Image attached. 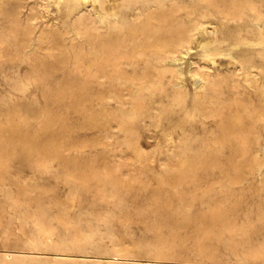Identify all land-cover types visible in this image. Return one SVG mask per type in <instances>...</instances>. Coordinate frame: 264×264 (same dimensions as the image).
Masks as SVG:
<instances>
[{"label": "rangeland", "instance_id": "obj_1", "mask_svg": "<svg viewBox=\"0 0 264 264\" xmlns=\"http://www.w3.org/2000/svg\"><path fill=\"white\" fill-rule=\"evenodd\" d=\"M56 1L57 0H54V1L53 0H44V4L46 5V7L44 9V13L47 14V19H49L48 22H50V23L56 22L61 29H63L64 24H68V26L66 28L68 31L66 33H63L62 36L64 38L65 43L68 46L66 48V51H65V55H67L65 58L68 57L67 59H69V60H67L68 62L66 61L65 58L62 60L63 61L62 62L63 68L61 66H59V65H61L60 59H58V57L56 55H50L48 53L47 49L45 48V45L38 41V39H37V35L39 34L38 29H34L29 43L22 48L14 46L12 43H10L9 38L7 37V46L9 47L8 51L10 53V56L7 59L4 58V60L0 61V123H1L0 126H2V128H5L7 126V122L11 121L13 123V126L17 125L19 128H21L22 134L24 137L23 138L24 142H30L31 147L33 148V150H32L33 152L30 155L29 160H27L25 162H21L19 156H11V155L3 156V162L5 161L4 164H5L6 172H4L3 174L0 173V219L2 220V221L0 220V264H110V263L102 261L101 256L112 255L114 247H120L125 252V255H124L125 257L123 256L124 258H122V257L118 258L116 256H114V258H109L110 260L116 262L115 264H144L143 263L144 259L150 258L152 256L150 254L142 252L143 251L142 248L147 247L148 245H151V246L153 245V242H151V241L154 240V238L152 237L153 236L152 234L154 233V231H151V230H154V228H153L154 224L162 222V223H165L168 225V224H172L176 221V219H173V218H168V219H163V220L159 219L157 216L158 211L154 210L153 208L154 207L155 208L156 207L161 208V205H159V203H155V204H154V202L152 203V201H153L152 198L156 199L155 196H157L159 198V200L166 198V192H169V190L171 189L170 182L173 181L172 176H174V174L168 170V166L174 165L172 167H176L178 165V162H177L178 158L177 157H179V155L182 154L183 152H186V150L188 148L190 149V152H191L189 154H192L195 156V154L206 150V147H204V145L201 146L203 143H207V142L211 143V141L207 138V136L209 135L210 131L213 129V127H212L213 122L209 121L210 119H201V117L199 116V113H198V110L196 107V103H195V99H194V93L192 92L194 89V86L191 83L192 82V80H190L191 77H190L189 73L187 72L188 71L187 68H189V64H190L191 59L199 56L201 49H200V47L195 48L194 43H191V46L193 49L191 48L188 51V53L185 55L184 59L182 60V63H183L182 64V72L184 73L183 74V81H184V85H185L184 94H182V96H178L176 93L177 89H174L175 87H173V85H171L172 81L173 82L176 81L175 79L171 78L172 72L167 73V71H169L171 67H169L167 65L163 66L164 64L162 62H159L157 59H155L153 56H150V55H148L146 57L149 60H147L145 58L146 61L142 60V61L137 62V61H132L130 59H126V60L123 59L125 61L122 62V67L120 66V68L122 70L121 71L122 77H120L121 75H117V74H115V75L109 74L107 67H106L105 74L100 73V74L96 75L97 78L94 76V78H92V79H91V77H93V76H91L90 80H88L87 77L82 72H79V73L78 72H75V73L72 72V70H73V62H72L73 54H74L75 50L81 51L83 56H85V53H86V56H85L86 58L85 57L83 58V62L84 61L85 62L84 63L82 62V64H84V66H86L91 61L92 51L96 53V51H98L99 49L97 50V49L91 47V45L88 42H86L87 40L84 36L77 34L75 32V29H73L71 26H69L71 24L68 21L64 12L62 15L57 14V12L55 11ZM65 1L66 0H62V1L60 0V2H59V4L63 3V7H62L63 9H65V5H66ZM160 1H162V0H130L129 6H127V7L121 6V9H122L121 15H126V14L130 13V7L133 5H138V6L143 7V5H145V3H147V2L154 3V5H158L160 3ZM165 1L169 3L173 0H171V1L165 0ZM174 1H178V2L183 3V4H185V3L186 4H188V3L195 4L196 3V0H174ZM53 2H54V4H53ZM112 2L115 3V5L118 4L117 0L116 1L111 0V3ZM78 4H79L78 1H76L74 3V5H78ZM204 7H205V5H202V4L200 5V11L203 12L202 16L200 14L198 15V13H196V12L188 14V13H186V11L182 10V11H178L175 13V14H178V16L175 15L174 19L181 20L182 22L185 20L183 23L186 26L191 25L194 21H196L198 19V20H200V22H203L201 24L205 25L209 31H211L210 29L212 27H213L212 29L215 28L214 31H215V34L217 35V37H220V36L225 37L226 43L227 44L231 43V37H230V33H229V20L220 18V16L218 14H216L212 11L208 12L206 9H204ZM45 11H47V12H45ZM186 22L188 23V25ZM206 24L207 25L211 24V25L207 26ZM70 27H71V29H70ZM101 30L104 31L105 29H101ZM71 38H74V46L73 47L70 45L71 44ZM2 48H3V51L5 52L6 51L5 48L4 47H2ZM69 49H71L70 53L68 51ZM16 52H19V54H20L18 56V58L13 57V55ZM65 62H67V65ZM41 63H42V65H40ZM53 63H54V66L52 65ZM140 63H142V64H140ZM35 64L38 65L39 71L36 70V72H35V69H34ZM138 64H140V65L138 66ZM147 64H148V66H147ZM52 66L54 67V69ZM194 66L196 67L197 64L195 63ZM55 67H56V69H55ZM59 67L61 70L57 71V68H59ZM123 67L126 71L123 69ZM150 67L153 69L156 68L157 70H160L161 74L157 75V77L144 75V72ZM164 67H166L167 69L169 68V70H167ZM134 68L137 69V71H139V72H137ZM67 69H71V71L67 70ZM55 70L57 72H54ZM123 70L125 72L128 71L127 76ZM161 70L162 71L164 70L163 74H162ZM135 72H137L138 75ZM72 73L74 74V76ZM71 75L73 76V78H71L72 77ZM75 75H76V77H75ZM68 76H71V77H68ZM108 76L110 77V79L108 78ZM140 76L145 77L146 78L145 80H147V81L140 80V78H142ZM83 77H86L87 81H85L86 79ZM158 77H161V78H158ZM69 78L73 79V82H74V83H72L73 85L75 84V82L77 84L79 82V85L75 84L76 87L79 86L80 88H84V87H86V88L91 87V88L82 89L83 90L82 92H81V90H76L77 92L75 90H73L74 92L73 91L68 92V93H66V95L61 96L62 94H64L63 92H59L62 90L61 85H63V83L66 84L67 79L69 80ZM111 78H113V79H111ZM134 78H135V80H134ZM137 78H139V79H137ZM169 78H170L171 82L168 83V81H170ZM77 79H79V80H77ZM153 79L156 80L157 82L156 81L154 82ZM159 79H160V81H159ZM148 80H150V81H148ZM69 82H72V80L71 81L69 80ZM160 82H162V84ZM93 84H94V86H93ZM163 84L165 86L164 89H162ZM141 85H142V88H141ZM111 86L117 88L118 90L117 91L116 90H114V91L105 90V87H111ZM124 86H125V88H124ZM92 88L94 89V91H93L94 93H92V90H93ZM96 88H98V89H96ZM121 88H123V89H121ZM128 88L130 91L127 90ZM140 88H141V90H140ZM155 88H157L158 90H156ZM185 88H187L188 90ZM103 89H104V92H103ZM84 90H85V92H84ZM90 90H91V92H90ZM153 90H154V92H153ZM95 91H97V93ZM80 93L81 94L83 93V94L80 95ZM102 93H103V95H102ZM104 93L106 94V96H104ZM154 93H156V94L154 95ZM42 94H44L45 96ZM108 95H114L115 98H112L111 96H108ZM70 96H72V97H70ZM83 96H84V98H83ZM87 96H90L89 99L87 98ZM91 96H93V97H91ZM117 96H121V98H119ZM81 98H83V99L81 100ZM85 99H87V101H85ZM122 99H123V101H122ZM114 100L116 103L114 102ZM83 101H84V103H82ZM93 101H95V102H93ZM71 102H72V104H71ZM88 102H90V103H88ZM46 104H47V106H46ZM48 105H51V107ZM55 105H57V106H55ZM86 105H88V109L86 108L87 107ZM89 105H90V107H89ZM103 105H105V106H103ZM193 106H194V108H193ZM100 107H101V110H100L101 112H99V110H97V109H100ZM102 108H104V109H102ZM125 108H126V110H125ZM86 109L88 111H86ZM128 109H130V111ZM42 110H45L47 112L46 113V115L48 117L47 118L48 120L46 122L47 124L44 123V121H43L44 114H41ZM91 110L93 112H91ZM53 111L55 114L52 113ZM136 111L138 113H136ZM139 111H141V112H139ZM89 113H91L92 115ZM110 113L113 115H110ZM93 114L96 115V117L94 116V119H96V120L98 119L97 121H100V118H101L100 122L102 124L98 122L100 125L98 124L99 126H97V127L94 124V122L92 125L93 119H90V118H93L92 117ZM108 114L110 116H108ZM86 115H87V117H86ZM61 116L63 117L62 119L60 118ZM97 117H99V118H97ZM105 117H108V119H106ZM8 118H9V120H8ZM110 118H111V120H110ZM112 118H113V120H112ZM52 119H55V120H52ZM85 119H86V121H85ZM61 120H63V121H61ZM51 121H53V122H51ZM87 121H89V122H87ZM54 122H56V123H54ZM60 122H62V124ZM86 122H87V124H86ZM90 122H91V124H88ZM105 122L107 125L105 124ZM124 122H125V124H123ZM103 123H104V125H103ZM108 124H109V126H108ZM211 124H212V126H211ZM44 125L46 128L44 127ZM87 125H90V126H87ZM63 126H65V127H63ZM68 126L70 128H68ZM84 126H86V127H84ZM100 126H102L103 130H102V128H100ZM129 126H132V127L129 128ZM204 126H206V128H205L206 130L205 129L202 130L204 128ZM58 128H60V129H58ZM97 128H98V130H97ZM133 128H135V129H133ZM64 129H65V131H64ZM60 132H62V133H60ZM1 133H2V135H4L5 131L3 130ZM29 134L30 135L37 134L39 137H37V138L26 137ZM52 134H53V136H52ZM46 135H47V137H46ZM60 135L63 138H60ZM135 135H136V137H135ZM58 136H59V138H58ZM64 136H65V138H64ZM133 136H134V138H133ZM41 137H42V139L45 138L44 141L41 140ZM30 138H32V139H30ZM63 139L66 141H63ZM130 139H131V141H130ZM3 140H4L3 138L0 139V141H3ZM51 141L52 142H55V141L59 142L60 141L59 142L60 144L65 143L64 147L66 149L69 148L68 152H67V150H65L66 152H63V154H65V155L62 154V157L57 161H56V159L51 158L49 155H48V157H47V155H45L44 156L45 159L43 160L45 163L43 162V164H42L43 166L40 165V167L39 166L34 167L33 160L35 159V155L33 153H35V152H37V153L43 152L44 153V149H43L44 145L46 143H51ZM69 142H71V143H69ZM68 144L71 146L69 147ZM139 146H140V148H139ZM221 150H222V153L227 151L224 153L225 155L221 156V158H226L227 157L226 154L228 153V148L225 147ZM70 153H73L72 154L73 158L74 157H76V158L73 159ZM145 153H147V154H145ZM126 155H128V156H126ZM113 156L115 158H113ZM68 157H69V159H68ZM188 157H189V159L193 158V156H188ZM64 159L65 160L68 159L66 161V163H63V162H65ZM95 160H96V162H95ZM78 161H79V163H78ZM108 161H109V164L107 163ZM113 161H118L121 163L123 162L122 163L123 166L120 168L119 171L115 172L116 174L114 176L116 177V179L118 178L117 181L119 180V181L123 182V180H124V182L127 183L126 189L130 192H128L127 190L122 191L121 193H119V196L113 197L110 201H107L106 198H104V196H105V193H109V191H107L108 187H107L106 191L103 190L105 192H104V194H102L103 198H101V194L99 192H101V190H102V187L100 184L103 182L101 181L99 176H96V175H99V172L103 167L110 168V165H112ZM138 161H140V162H138ZM57 162H58V164H57ZM144 164H145V166H144ZM92 165H96L97 167H94ZM98 165H99V167H98ZM140 165H142L144 167H142ZM83 166L85 168H83ZM126 166L130 170L125 169V168H127ZM88 167L90 168V170L88 169ZM133 167L137 168V169L139 168V169L137 170V169H134ZM34 168H36V169H34ZM98 168H100V169L97 171ZM92 169H93V171H95V170L96 171L93 173ZM65 170H67V171H65ZM74 170H76V171H74ZM82 170H84V171L81 173ZM87 170L89 171V176L92 175L91 179H89L90 177L87 176L88 175ZM71 171H73V173H71L72 175H70ZM62 172L63 173L65 172L63 175H67V177L62 176L61 175ZM66 172H68V173H66ZM90 172H92V174ZM232 172H234V171L231 169L227 171V173L231 174V175L229 174L230 177L233 175L231 178L234 177V173H235V172L234 173H232ZM134 173H136V174L134 175ZM73 174H74V176H78V177L75 178L73 176ZM218 174L219 173H217V171H211V170L203 171L202 175H204V176L201 177V181L198 183L199 187H201V185L203 187H205L212 180H213V182L216 181L218 178L217 176H219ZM82 175L85 177H83ZM2 176H5V177L1 178ZM68 176H73L74 180H73V178H68ZM79 176H80L81 180H79ZM95 176L100 181H98V179H96ZM83 178L89 179L91 181L87 180L88 182L86 183L85 182L86 179L83 180ZM239 178L241 179L239 182L231 181L227 185V189H229L231 193L235 194L238 197L244 196V198L250 199L248 208L241 206L237 210L238 220L243 224H247V225L251 226L256 231H258V233L261 234V232L264 231V229H262L261 223L255 220V210H256L257 206H259V207L264 206V191L256 190L254 188V186H256V184H257V178L256 177H253L250 174H246L244 172L243 173L241 172V175L239 176ZM170 179H172V180H170ZM92 180H93V182H92ZM165 180L167 182V185H166ZM83 181L85 183H81ZM77 182L79 185L77 184ZM129 182H130V185L132 184L131 186L128 185ZM206 182H208V183H206ZM213 182L210 183V184H213V185H211L212 189L210 191L205 190V191H203L204 193H202V194L200 193L201 195H199L197 197L198 199L196 201V204L194 202V203H191L189 205L188 212L193 214L197 211H201V210L204 211L214 198L219 197L223 194V192L221 191L223 186L218 184V183H213ZM13 183L15 184V186L13 185ZM83 184H85V186ZM92 184H94V185H92ZM159 184H160V186H159ZM198 184L196 183V185H198ZM17 185L19 188L17 187ZM90 185H91V187H88ZM152 185H153V187H152ZM168 185H170V187ZM196 185H193V184L191 185V183H189V182L187 184L181 183L179 186V190L181 189L180 191H181L182 195L181 194H180L181 196L180 195H178V196L173 195L172 196V198L174 197L173 201L176 200V197H179L180 201L178 202L177 205L180 207H183L185 205V203L189 199L192 198L191 193H192V190L194 189V187ZM85 187H87V188H85ZM184 187H186V188H184ZM20 188L23 189V191L20 190ZM104 188L105 187H103V189ZM157 188H159V189H157ZM163 188H167L168 190H164ZM183 188L185 190L188 189V191L186 190V192H184ZM28 189H29V192H28ZM86 189L89 192L85 191ZM94 189L96 190V192L94 191ZM189 189H191V190H189ZM17 190L19 192H17ZM157 190H159V192ZM42 191H43V193H42ZM93 191H94V193H92ZM189 191H191V192H189ZM38 193L40 196L37 195ZM131 193H132V195L130 196ZM156 193H157V195H156ZM163 193H164L165 197H164ZM26 194L28 195L27 197H26ZM16 195H18V196H16ZM91 195H93V196H91ZM95 195L100 196V197H96ZM135 195H137L136 198H135ZM151 195H152V197H151ZM161 195H162V197H161ZM24 196H25V198H24ZM129 196L132 198L130 199ZM19 197L21 200L19 199ZM52 197H54V198L52 199ZM167 197L169 198L170 195L168 194ZM17 198H18V201L20 200L19 203L17 201ZM32 198H33V200H32ZM137 199H138L139 203L136 202ZM142 199H144V200H142ZM22 200H24V201H22ZM34 200H36V201H34ZM58 200L61 201V203L58 202ZM3 201H4V203H3ZM104 202H105V204H104ZM17 203L21 206H16ZM63 203H64V205H61ZM107 203H109V204H107ZM148 203H149V205H148ZM151 203H152V205H151ZM28 204H29V206H28ZM95 204H97V205L99 204V206H97ZM133 204H135L136 206ZM138 204H140V205H138ZM39 206H41V207H39ZM63 206H65V207L68 206L67 208H69V206H71V207L69 209H67ZM164 206L165 207L162 208L163 210L161 209L165 213L164 215L169 214L171 211L169 212V209H167L168 205L167 206L164 205ZM132 207H134V209ZM26 208H27V210H26ZM59 208H60V210H59ZM99 208H102V209L99 210ZM135 208L139 209V211L136 210ZM144 208H145V210H144ZM61 209H64V210H61ZM95 209H97V210H95ZM166 209H167V211H166ZM23 210H25V211L23 212ZM28 211H29V213L31 212L30 215H29ZM40 211H43L42 216L40 214ZM117 211H118V213H117ZM129 211H131V213H128ZM125 212H127V213H125ZM65 213L67 214V216ZM61 214H64L67 218H69L68 220L70 221L71 224L77 226V228H75L76 233L78 232L79 236H82L81 238H83L81 240V242L79 241V243H81L80 245H81L82 249L78 248V247L76 248L75 245H73L71 243L70 237H72L75 230L73 227H70L66 230V228L60 223V220H59V217L61 216ZM99 214H101V215H99ZM146 214H147V216H146ZM130 215H132L133 217ZM55 216H57V217H55ZM69 216H71V218ZM122 216H123V218H122ZM150 216H151V218H150ZM100 217L104 220H102ZM142 217H144V219ZM56 218H58V219H56ZM127 218H128V220H127ZM153 218L154 219L156 218V219L154 220ZM32 219L33 220L36 219V220L33 221ZM136 219H138V220H136ZM140 219H142V221ZM149 219L151 220L148 222L150 224L147 223V221ZM158 219H159V221H158ZM38 220H39V225H40V223H43L44 224L43 228L47 227L46 229H48L52 232L53 236L50 237V240L47 239L44 234H42L41 227L38 225ZM125 220L127 223L125 222ZM191 222H193V221H191ZM146 223L148 226L146 225ZM88 225H90V227ZM23 227H24V229H23ZM156 227H155V229H156ZM21 228L23 229L22 231H20ZM144 228H145V230L146 229L147 230L145 231ZM166 229L167 228H165V230ZM25 230H26V232H25ZM168 230H169V227H168ZM187 230H189V229H187ZM194 232H195V229H194ZM262 233H264V232H262ZM9 234H10V236H9ZM119 234L121 236L123 234L124 237L122 236L120 238ZM6 235H7V237H6ZM28 236L29 237L31 236V238H29ZM144 236H146V237H144ZM259 237L264 239V234H261V236H259ZM21 239H22V242H21ZM121 239H123V240H121ZM129 239L133 242H131ZM144 239H145V241H144ZM124 240H126L128 243ZM138 240H140L141 243ZM112 241H113V243H112ZM129 243H130V245H129ZM132 243H134V245H132ZM113 244H115V245H113ZM118 244H120V245H118ZM223 246H224L223 244L220 245L219 250L217 251V256L220 259V263H214V264H244L242 259H240L239 257H234V256H231L230 254H227V252L223 249ZM152 248H153V246H152ZM129 251H131V252H129ZM55 252L72 253V254L60 256V255H55ZM78 253H84V254H87L89 256L88 257H80L79 255H77ZM186 253L188 254L187 257H189L190 260H194L197 262H205L201 258H199L198 256H195L194 253L192 252V250L189 248L186 249ZM134 257H136V259ZM115 258L116 259L118 258V259L116 260ZM123 260H125V261H123ZM207 263L208 262L206 261L205 264H207ZM208 264H210V262ZM252 264H254V263H252ZM257 264H264V260H262L261 263H257Z\"/></svg>", "mask_w": 264, "mask_h": 264}, {"label": "bare ground", "instance_id": "obj_2", "mask_svg": "<svg viewBox=\"0 0 264 264\" xmlns=\"http://www.w3.org/2000/svg\"><path fill=\"white\" fill-rule=\"evenodd\" d=\"M76 1H78V3H79L78 5H74V3ZM113 1H116V0H113ZM59 2H60V0H57L56 4H55V11L57 12V14L62 15L64 12L68 21L71 24L69 26H71L73 29H75V32L77 34L84 36L87 40V41L86 40L85 41L88 42L91 45V47H93L97 50L99 49L98 51H96V53L92 51L91 61L88 64L87 63L89 61L88 60L86 62L88 65L85 64L86 66H84V64H82L83 58L86 56V53H85V56H83L81 51L75 50V52L73 54V60H72L73 70H72V72H74V73L75 72H78V73L82 72L87 77L88 80H90L91 76H93V77H91V79H92V78H94V76L97 78L96 75H98L100 73L105 74L106 67H107L109 74L121 75L122 70H121L120 66L122 67L123 61H125L126 59H130L132 61H137V62L142 61V60L146 61V59H147L146 57L148 55H150V56H153L155 59H157L159 62H162L164 64L163 66L167 65V66L171 67L170 70H169V68L168 69L166 68L167 66L164 68L169 70V71H167V73L172 72L171 78L175 79L176 81L171 82V80L169 78L170 81H168V83L171 82L172 83L171 85H173V87H175L174 89H177V92H176L177 95L182 96V94H184V87H185L184 81H183V74L184 73L182 72V64H183L182 60L184 59V57L188 53V51L192 48L191 43H194L195 48L200 47V49H201L199 56L192 58V59L190 58L191 61L189 64V68H187V70H188L187 72L189 73V75L191 77L190 80H192L191 83L194 86V89L192 92L194 93V99H195V103H196V107H197L199 116L201 117V119H210L209 121L213 122V126L211 124L213 129L210 131L209 135L207 136V138L211 141V143H209V142L203 143L201 146L204 145V147H206V150L195 154V156L192 154H189L191 152H190V149L188 148L186 150V152H183L182 154L179 155V157H177L178 158V161H177L178 165L176 167H172L174 165L171 166L170 165L171 163L169 164L170 166H168V170L174 174V176H172L173 181L170 182L171 189L169 190V192H166V198L159 200V198L157 196H155L156 199L152 198V200H153L152 203L153 202H154V204L159 203V205H161V208L160 207L159 208H157V207L153 208L154 210L158 211L157 216L159 219L163 220V219L173 218V219H176V221L174 223L168 224V225L165 223H162V222H159V223L155 222L156 224H154V226H153L154 230H151V231H154V233L152 234L153 236L151 235L154 238V240H152V241L150 240L151 242H153V245H152L153 248L151 245H148L147 247L142 248L143 249L142 252H145V253L150 254L152 256L150 258L144 259L143 263L144 264H205L206 261L208 263L210 262V264L220 263V259L217 256V251L219 250V246L222 244L224 245L223 249L227 252V254H230L231 256H234V257H239L240 259H242L244 264L261 263L262 260H264V239H262L259 236H261V234H264V233H262L264 231H262L260 234V233H258V231H256L251 226H249L247 224H243L238 220L237 210L241 206L248 208L250 199H246V198H244V196L238 197L235 194L231 193L230 190L227 189V185L231 181L239 182L241 180L239 178V176L241 175V172L242 173L244 172L246 174H250L253 177L257 178V184H256V186H254V188L256 190L264 191V0H196L195 4H190V3L183 4V3H180V2L174 1V0L168 3L165 0H162V1H160V3L158 5H154V3H150V2L145 3V5H143V7L138 6V5H133L130 7V13H128L126 15H121V12H122L121 6H125V7L129 6L130 0H117L118 4H116V5L113 2L111 3V0H66L65 1V3H66L65 9L62 8L63 3L59 4ZM53 4H54V2H53ZM201 4L205 5L204 9H206L208 12L212 11V12L218 14L220 16V18L229 20V33H230V37H231V43L227 44L225 37H222V36L217 37V35L215 34V31H214L215 28L212 29L213 27L211 26L212 27L210 29L211 31H209L205 25L201 24L203 22H200V20H198V19L196 21H194L189 26H186L183 23L185 20L182 22L181 20L174 19L175 15L178 16V14H175V13L178 11H182V10L186 11V13H188V14L196 12V13H198V15L200 14L202 16L203 12L200 11V5ZM45 7H46V5L44 4V0H0V61L4 60V58L7 59L10 56V53L8 51L9 47L7 46V37L9 38L10 43H12L14 46L22 48L29 43L34 29H38V31H39V34L37 35L38 41L45 45V48L47 49V51L50 55H56L58 57V59H60L61 65H59V64L58 65L62 67V65H63L62 60L67 56V55H65V51H66V48L68 47L64 41L62 34L66 33L68 31L66 29L68 24H64L63 29H61L56 22L55 23L48 22L49 19H47V14L44 13ZM45 12H47V11H45ZM187 25H188V23H187ZM208 25H211V24H208ZM71 27H70V29H71ZM101 29H105V30L102 31ZM70 45L72 47L74 46V38H71V44ZM2 47L5 48V50H6L5 52L3 51ZM70 50L71 49L68 50L69 53H70ZM19 55H20L19 52H16L13 55V57L18 58ZM67 58H65L66 61L69 60ZM123 59H125V60H123ZM147 60H149V59H147ZM67 62H65L66 65H67ZM195 63L197 64L196 67L194 66ZM140 64H142V63H140ZM140 64H138V66ZM40 65H42V63ZM52 65L54 66V63ZM147 66H148V64H147ZM34 69H35V72H36V70L39 71L38 65L35 64ZM53 69H54V67H53ZM55 69H56V67H55ZM71 69H67V70L71 71ZM123 69H124V67H123ZM58 70H61L60 67L57 68V71ZM135 70L137 71V69H135ZM57 71L55 70L54 72H57ZM163 71H162V74H163ZM137 72H139V71H137ZM137 72H135V73L138 75ZM125 73L127 76L128 71ZM159 74H161L160 70H157L156 68L153 69L151 67L148 68L144 72V75L156 76V77ZM76 75H75V77H76ZM71 76H68V77H71ZM73 76H74V74H73ZM73 76L71 78H73ZM86 77H83V78L86 79ZM120 77H122V75ZM140 77H142V78H140ZM140 77H139L140 80L146 79L143 76H140ZM71 78H69V80L70 81L72 80V82H69V80L67 79L66 84L63 83V85H61L62 90L59 92L64 93L61 96L66 95V93L72 92L73 90H75V91L81 90V92H82L83 91L82 89L86 88V87L80 88L79 86L76 87V85H79V82H78V84L75 82L76 85L74 84L75 85L74 86L72 84V83H74L73 79H71ZM108 78L110 79L109 76H108ZM135 78H134V80H135ZM139 78H137V79H139ZM158 78H161V77H158ZM87 79L85 81H87ZM111 79H113V78H111ZM77 80H79V79H77ZM145 81H147V80H145ZM148 81H150V80H148ZM155 81L156 80H154V82ZM159 81H160V79H159ZM160 83L162 84V82H160ZM93 86H94V84H93ZM164 87L165 86L163 84L162 89H164ZM88 88H91V87H88ZM88 88H86V89H88ZM124 88H125V86H124ZM141 88H142V85H141ZM141 88H140V90H141ZM96 89H98V88H96ZM121 89H123V88H121ZM155 89L158 90L157 88H155ZM185 89H187V88H185ZM105 90H110V91L116 90L117 91L118 89L111 86V87H105ZM127 90H129V88ZM93 91H94V89L92 90V93H94ZM84 92H85V90H84ZM90 92H91V90H90ZM95 92L97 93V91H95ZM103 92H104V89H103ZM153 92H154V90H153ZM105 93H104V96H106ZM82 94L80 93V95H82ZM155 94L156 93H154V95ZM42 95H44V94H42ZM102 95H103V93H102ZM84 96H83V98H84ZM108 96L115 98L114 95H108ZM70 97H72V96H70ZM89 97L90 96H87L88 99H89ZM91 97H93V96H91ZM117 97L121 98V96H117ZM83 98H81V100ZM85 101H87V99H85ZM122 101H123V99H122ZM93 102H95V101H93ZM114 102H115V100H114ZM82 103H84V101ZM88 103H90V102H88ZM71 104H72V102H71ZM90 105H89V107H90ZM46 106H47V104H46ZM48 106L51 107V105H48ZM55 106H57V105H55ZM86 106H87L86 108L88 109V105H86ZM103 106H105V105H103ZM101 107H100V109H97V110H99V112H101L100 111ZM104 108H102V109H104ZM193 108H194V106H193ZM87 109H86V111H88ZM125 110H126V108H125ZM128 110L130 111V109H128ZM91 112H93V111L91 110ZM139 112H141V111H139ZM46 113L47 112L45 110L41 111V114H44V119H43L44 123H46L48 120ZM52 113H54V111ZM136 113H138V112L136 111ZM89 114H91V113H89ZM95 114H93V116H92L93 118H90V117L89 118L93 119L92 125L94 122V124L97 127L100 125L99 123H101L100 122L101 118H100V121H97L98 119L97 120L94 119V116L96 117V115H97V114L96 115ZM110 115H113V114L110 113ZM110 115L108 114V116H110ZM86 117H87V115H86ZM60 118L62 119L63 117L61 116ZM97 118H99V117H97ZM105 118L108 119V117H105ZM8 120H9V118H8ZM52 120H55V119H52ZM63 120H61V121H63ZM110 120H111V118H110ZM112 120H113V118H112ZM85 121H86V119H85ZM51 122H53V121H51ZM87 122H89V121H87ZM87 122H86V124H87ZM54 123H56V122H54ZM60 123L62 124V122H60ZM88 124H91V122ZM105 124H106V122H105ZM123 124H125V122ZM103 125H104V123H103ZM87 126H90V125H87ZM108 126H109V124H108ZM44 127H45V125H44ZM63 127H65V126H63ZM84 127H86V126H84ZM130 127H132V126H129V128ZM68 128H70V127L68 126ZM98 128H97V130H98ZM100 128H102V126H100ZM205 128H206V126H204V128L202 130H204ZM58 129H60V128H58ZM65 129H64V131H65ZM133 129H135V128H133ZM3 130L5 131L4 135H2V133H1ZM102 130H103V128H102ZM60 133H62V132H60ZM61 135H60V138H63L62 137L63 135L62 136ZM52 136H53V134H52ZM26 137L37 138L39 136L37 134H33V135L29 134ZM46 137H47V135H46ZM135 137H136V135H135ZM1 138L4 139L3 141H0V173L3 174L4 172H6L5 164H4L5 161L3 162V156H5V155L19 156L20 161L25 162V161L29 160L30 155L33 152L32 151L33 148L31 147L30 142H24V139H23L24 137H23L21 128H19L17 125L13 126V123L11 121L7 122V126L5 128H2V126H0V139ZM32 138H30V139H32ZM58 138H59V136H58ZM64 138H65V136H64ZM133 138H134V136H133ZM44 139H42V137H41L42 141H44ZM56 141L55 142L51 141V143H46L44 145V148H43L44 153L43 152L33 153L35 155V159L33 160L34 167L35 166L40 167V165L43 164V162H44L43 160L45 159L44 158L45 155H47V157L49 155L51 158L56 159V161H57L62 157L63 152H66L65 150H67V152H68L69 148L66 149L64 147L65 143L60 144L59 143L60 141L59 142H56ZM63 141H66V140L63 139ZM130 141H131V139H130ZM69 143H71V142H69ZM70 146L71 145H69V147ZM225 147L228 148V153L226 154L227 157L221 158V156L225 155L224 153L227 152V151H225L224 153H222L221 149H223ZM139 148H140V146H139ZM70 154L72 156L73 153H70ZM145 154H147V153H145ZM63 155H65V154H63ZM126 156H128V155H126ZM188 156H193V158L189 159ZM72 158H73V156H72ZM74 158H76V157H74ZM113 158H115V157L113 156ZM68 159H69V157H68ZM67 160H65V162H63V163H66ZM95 162H96V160H95ZM138 162H140V161H138ZM78 163H79V161H78ZM107 163L109 164V161ZM122 163L118 162V161H113L112 165H110V168L103 167L100 170L99 175H96V176H99V178L103 182L101 184L99 183L102 187L101 192H99L101 194V198H103L102 194H104V192L106 191V189L108 187L107 191H109V193H105V196H104V198H106L107 201H110L113 197L119 196V193H121L122 191L127 190L126 189L127 183L124 182V180H123V182H121L119 180L117 181L118 178L116 179V177L114 176L116 174L115 172L119 171L120 168L123 166ZM57 164H58V162H57ZM92 166L97 167L96 165H92ZM140 166H142V165H140ZM144 166H145V164H144ZM144 166H142V167H144ZM98 167H99V165H98ZM83 168H85V167L83 166ZM34 169H36V168H34ZM88 169L90 170L89 167H88ZM93 169H92V172L94 173L96 170L93 171ZM99 169L100 168H98L97 171ZM125 169H128V167ZM134 169H137V168H134ZM230 169L235 172V173L232 172V173H234L233 178H231L233 175L230 177L231 174L227 173V171ZM76 170H74V171H76ZM128 170H130V169H128ZM206 170L217 171V173H219L218 174L219 176H217L218 177L217 180L215 179L216 177L214 178L216 181L213 182V180L212 181L210 179L209 180L213 183H218V184L222 185L223 188L221 189V191L223 192V194L219 197L214 198L204 211L201 210V211H197V212L192 214V213L188 212L189 205L191 203H194V202L196 204V201L198 199L197 197L199 195H201L202 193H204L203 191H205V190L210 191L212 189L211 185H213V184H210L211 182L208 185H206L205 187H203L202 185H201V187H199V184H198L201 181V177L204 176V175H202L203 171H206ZM65 171H67V170H65ZM83 171L84 170H82L81 173ZM68 172H66V173H68ZM87 172H88L87 176H89V171L87 170ZM92 172H90V173L92 174ZM64 173L62 172L61 175L67 177V175H63ZM71 173H73V171L70 172V175H72ZM135 174L136 173H134V175ZM73 176H74V174H73ZM73 176H68V178H73ZM91 176H89L90 177L89 179H91ZM96 176H95V178L98 179ZM4 177L5 176H2L1 178H4ZM74 177L77 178L78 176H74ZM83 177H85V176H83ZM85 179L86 178H83V180H85ZM89 179H86L85 182L87 183L88 182L87 180H89ZM73 180H74V178H73ZM79 180H81L80 176H79ZM170 180H172V179H170ZM89 181H91V180H89ZM98 181H100V180L98 179ZM85 182L83 181L81 183H85ZM92 182H93V180H92ZM165 182H166V180H165ZM188 182L191 183V185L192 184L196 185V183L198 185H196L194 187V189L192 190V193H191L192 198L187 201L188 203L186 202L183 207H180L177 205L178 202L180 201L179 197H176V200L173 201L174 197L172 198V196L173 195H175V196L180 195L181 194V191H180L181 189L179 190L180 184L181 183L187 184ZM206 183H208V182H206ZM77 184H78V182H77ZM13 185L15 186L14 183H13ZM83 185L85 186V184H83ZM92 185H94V184H92ZM128 185H130V182L128 183ZM166 185H167V182H166ZM159 186H160V184H159ZM168 186L170 187V185H168ZM17 187H18V185H17ZM88 187H91V185ZM103 187H105V188L103 189ZM152 187H153V185H152ZM21 188H20V190L23 191V189H21ZM85 188H87V187H85ZM159 188H157V189H159ZM184 188H186V187H184ZM163 189L168 190L167 188H163ZM103 190H105V191H103ZM186 190L188 191V189H186ZM186 190L184 189L183 191L186 192ZM189 190H191V189H189ZM85 191H87V189ZM94 191L96 192L95 189H94ZM94 191L92 193H94ZM157 191L159 192V190H157ZM17 192H19V191L17 190ZM28 192H29V189H28ZM87 192H89V191H87ZM128 192H130V191H128ZM189 192H191V191H189ZM42 193H43V191H42ZM132 193L130 194V196L132 195ZM164 193H163V195H164ZM168 194L170 195L169 198L167 197ZM37 195H39V193ZM152 195H151V197H152ZM156 195H157V193H156ZM16 196H18V195H16ZM27 196L28 195L26 194V197ZM91 196H93V195H91ZM130 196H129V198L131 199L132 197H130ZM136 196L137 195H135V198H136ZM96 197H100V196H96ZM161 197H162V195H161ZM164 197H165V195H164ZM24 198H25V196H24ZM53 198L54 197H52V199ZM19 199H20V197H19ZM138 199L136 202H138ZM32 200H33V198H32ZM142 200H144V199H142ZM17 201H18V198H17ZM19 201H18V203H19ZM22 201H24V200H22ZM34 201H36V200H34ZM58 202L61 203V201H59V200H58ZM3 203H4V201H3ZM18 203L16 206H21ZM152 203H151V205H152ZM99 204L98 205L95 204V205L99 206ZM104 204H105V202H104ZM107 204H109V203H107ZM61 205H64V203ZM133 205H135V204H133ZM138 205H140V204H138ZM148 205H149V203H148ZM164 205H166V206L168 205L167 209H169V212L171 211L169 214L164 215L165 213L162 211L163 210L162 208L165 207ZM28 206H29V204H28ZM39 207H41V206H39ZM63 207H65V206H63ZM67 207L68 206H66L65 208H67ZM70 207L71 206H69V208ZM69 208H67V209H69ZM132 208L134 209V207H132ZM97 209H95V210H97ZM100 209H102V208H99V210ZM135 209L139 211V209H137V208H135ZM167 209H166V211H167ZM26 210H27V208H26ZM59 210H60V208H59ZM61 210H64V209H61ZM144 210H145V208H144ZM24 211L25 210H23V212ZM28 213H29V211H28ZM30 213H29V215H30ZM117 213H118V211H117ZM125 213H127V212H125ZM128 213H131V211H129ZM40 214L42 216L43 211H40ZM99 215H101V214H99ZM66 216H67V214H66ZM66 216L64 214H61V216L59 217L60 223L66 228V230L70 227H73L75 230V228H77V226L71 224L70 221L68 220L69 218H67ZM130 216H132V215H130ZM146 216H147V214H146ZM55 217H57V216H55ZM69 217L71 218V216H69ZM122 218H123V216H122ZM142 218L144 219V217H142ZM150 218H151V216H150ZM56 219H58V218H56ZM159 219H158V221H159ZM35 220H33V221H35ZM102 220H104V219H102ZM127 220H128V218H127ZM136 220H138V219H136ZM140 220L142 221V219H140ZM255 220L260 222L262 225V229H264V206H262V207L257 206L256 207ZM149 221H151V220L149 219L147 221V223ZM191 221H193V222H191ZM125 222H126V220H125ZM147 223H146V225H147ZM148 224H150V223H148ZM38 225H39V220H38ZM39 226L41 227L42 234H44L46 236V238L50 240V237L53 236L52 232L50 230L46 229L47 227L43 228V226H44L43 223H40ZM88 226L90 227V225H88ZM24 227H23V229H24ZM155 227H156V229H155ZM168 227H169V230H168ZM145 228H144V230H145ZM165 228H167V229L165 230ZM23 229L21 228L20 231H22ZM187 229H189V230H187ZM194 229H195V232H194ZM25 232H26V230H25ZM10 234H9V236H10ZM122 236H123V234H122ZM122 236L120 235V238ZM6 237H7V235H6ZM81 237L82 236H79L78 232L76 233V230L74 231V234L72 235V237H70L71 243L73 245H75L76 248L78 247V248L82 249V247L80 245L81 243H79V241L81 242V240L83 239ZM144 237H146V236H144ZM29 238H31V236ZM123 239H121V240H123ZM124 241H126V240H124ZM138 241L140 242V240H138ZM144 241H145V239H144ZM21 242H22V239H21ZM131 242H133V241H131ZM112 243H113V241H112ZM113 245H115V244H113ZM118 245H120V244H118ZM129 245H130V243H129ZM132 245H134V243H132ZM188 248L192 250V252L194 253L195 256H198L199 258H201L205 262H197L194 260H190V258L187 257L188 254L186 253V249H188ZM129 252H131V251H129ZM71 254L72 253L55 252V255H60V256L61 255L62 256L63 255L64 256L65 255H71ZM77 255H79L80 257H88L89 256V255L84 254V253H78ZM124 255H125V252L122 248L114 247L112 255H103V256H101V259L104 262H107L110 264H115L116 262L110 260L109 258H114V256H116L118 258H121V257L124 258L125 257ZM134 258L136 259V257H134ZM125 260H123V261H125Z\"/></svg>", "mask_w": 264, "mask_h": 264}]
</instances>
